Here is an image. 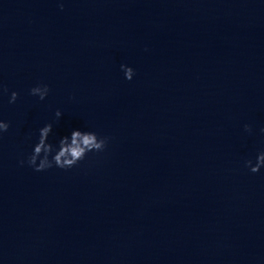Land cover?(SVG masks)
<instances>
[{"label": "water", "instance_id": "water-1", "mask_svg": "<svg viewBox=\"0 0 264 264\" xmlns=\"http://www.w3.org/2000/svg\"><path fill=\"white\" fill-rule=\"evenodd\" d=\"M0 119V264H264V0H0Z\"/></svg>", "mask_w": 264, "mask_h": 264}, {"label": "clouds", "instance_id": "clouds-1", "mask_svg": "<svg viewBox=\"0 0 264 264\" xmlns=\"http://www.w3.org/2000/svg\"><path fill=\"white\" fill-rule=\"evenodd\" d=\"M63 3L60 8L63 9ZM121 69L124 71L125 78L132 80L135 75V69L127 64H122ZM7 91V89H4ZM50 92V86L47 84H38L31 88L30 94L38 95L41 100L45 99ZM19 97L17 91L11 92L9 102H15ZM62 112L57 109L56 116L60 117ZM10 127V122L0 119V135L6 132ZM244 128L251 133L252 125L245 124ZM53 131V124L47 123L39 129L38 141L33 147L32 153L27 158V164L36 171H44L52 167L61 169H70L76 166L81 160L85 159L89 152H101L106 149L109 137L101 136L96 131L74 129L70 135L63 136L57 145L49 142V135ZM264 131V129H261ZM21 164L25 161L21 160ZM245 166L251 172L256 173L264 167V150L260 151L253 162L252 159L245 161Z\"/></svg>", "mask_w": 264, "mask_h": 264}]
</instances>
